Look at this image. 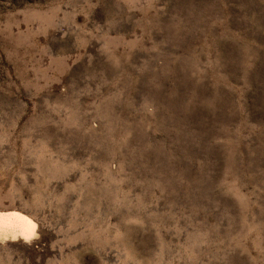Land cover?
Listing matches in <instances>:
<instances>
[{"label": "rangeland", "instance_id": "374dc122", "mask_svg": "<svg viewBox=\"0 0 264 264\" xmlns=\"http://www.w3.org/2000/svg\"><path fill=\"white\" fill-rule=\"evenodd\" d=\"M6 210L0 264H264V0H0Z\"/></svg>", "mask_w": 264, "mask_h": 264}, {"label": "bare ground", "instance_id": "6f19581e", "mask_svg": "<svg viewBox=\"0 0 264 264\" xmlns=\"http://www.w3.org/2000/svg\"><path fill=\"white\" fill-rule=\"evenodd\" d=\"M37 233L36 222L27 214L18 210L0 211V240L21 238L29 242Z\"/></svg>", "mask_w": 264, "mask_h": 264}]
</instances>
